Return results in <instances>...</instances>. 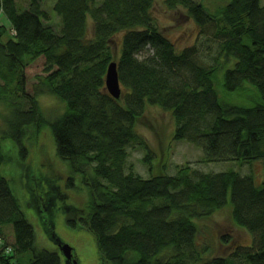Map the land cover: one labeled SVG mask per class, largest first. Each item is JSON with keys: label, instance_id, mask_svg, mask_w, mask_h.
<instances>
[{"label": "trees", "instance_id": "trees-1", "mask_svg": "<svg viewBox=\"0 0 264 264\" xmlns=\"http://www.w3.org/2000/svg\"><path fill=\"white\" fill-rule=\"evenodd\" d=\"M43 1L30 0L23 8L18 0H0V16L14 31L9 35L8 27L0 24V121L5 136L24 154L26 139L45 121L39 97L53 95L65 103V112L50 124L54 155L66 161L73 174L90 173L85 208L65 206L68 225L93 234L101 264H190L193 258L186 253L196 245V220L223 209L230 193L233 219L253 235L252 245H237L230 255L203 264H239L237 259L241 264H264V180L258 183L254 176L235 170L197 172L194 177L190 165L171 175L166 163L160 174L148 178L125 172L129 146L146 149L148 163L153 157L139 130L149 106L172 114L174 139L200 147L204 162L260 160L264 168L261 0H230L215 11L204 0H56L59 31L47 22ZM158 2L169 11L184 8L200 33L218 40V53L202 62L198 43L178 48L157 24ZM147 47L153 54L140 58ZM41 56L44 73L37 75L30 92L27 67ZM112 61L118 63L123 89L119 99L106 88ZM249 87L259 93L252 105H231L219 98L221 88L238 92ZM6 159L0 143V166ZM74 179L72 175L68 187ZM26 185L56 242L57 204L69 194L56 185L46 191L34 175ZM0 225H11L14 234L13 244L0 236L5 241L2 264H18L12 260L27 251L33 252L29 264L65 262L58 250L37 247L35 228L1 174ZM221 240L230 243L226 236Z\"/></svg>", "mask_w": 264, "mask_h": 264}, {"label": "rangeland", "instance_id": "rangeland-1", "mask_svg": "<svg viewBox=\"0 0 264 264\" xmlns=\"http://www.w3.org/2000/svg\"><path fill=\"white\" fill-rule=\"evenodd\" d=\"M55 1L45 0L42 6L48 12L49 19L47 22L51 23L59 31L61 19L54 10ZM204 1L211 11H215L218 6L230 0ZM29 2L30 0H18L19 6L23 8L28 7ZM261 6H264V0H261ZM154 15L157 18V24L171 37L178 48L198 43L201 46L202 62L209 61L205 56H214L218 53V49L220 48L218 40L200 33V28L187 15L184 8L179 7L174 11H169L161 2H158ZM0 24L8 27L9 35L13 34L14 31L10 22L4 15L0 16ZM211 52L212 54H210ZM152 54L153 50L147 47L139 53V57L144 58ZM44 65L45 58L41 56L27 67V86L30 92L34 91V84L38 81L37 75L44 73ZM218 94L222 102L236 106L252 105L259 95V93L256 94L254 87H249L245 91L238 92H229L221 88L218 90ZM39 100L43 107L45 121L39 131L36 132L34 130L31 138L26 139L28 146L27 153L21 154L14 140L5 136V123L0 121V130L2 129L0 131V143L3 153L7 157L6 161L0 166V174L8 178L14 195L20 201L23 213L34 226L37 247L50 251L58 250L61 255L63 253L58 244L50 238L46 231L48 226L42 222L40 211L30 201V193L26 184L30 175H34L42 180L48 192H50V185H56L61 187V189H65L69 194V198L59 199L57 204L59 209L55 212L56 232L64 242L74 247L81 264H101L93 234L87 230L72 228L67 222L70 213L65 210V206L75 205L85 208L83 205L85 200L88 199L85 179H89L90 173L87 172L85 175L81 172L73 174L69 164L54 155L55 145L50 124L65 112L66 105L62 100L53 95H42L39 97ZM144 119H146L145 126L139 124V130L147 139V143L153 151V157H151V162L148 163L145 160L146 149L140 145L129 146L125 172L132 170L144 178H148L152 173L160 174L162 171V167L160 168V166L166 163V173L171 175L176 174L180 167L190 165L193 168L194 177L198 174L197 172L235 170L243 176H254L258 183L264 180V168L260 160L251 162V164H241L237 161L204 162L203 151L200 147L186 140L174 139L173 134L176 124L171 113L163 111L156 106H149L143 117ZM6 130H10L8 123ZM1 136L5 137L1 138ZM86 168L88 171L91 170L90 165L89 168L86 165ZM72 175L75 177L74 185L68 187V180ZM228 198V203L223 209L215 212L212 217L196 220L200 224L196 245L186 253L187 257L191 256L193 258V261H188L190 264H203V262L212 257L230 255L237 245H252L253 235L246 228L236 224L232 216L233 206L230 193ZM44 210L47 214V210ZM0 227L2 228L0 236H4L7 243L13 244L14 234L12 226L0 225ZM222 236L229 238L230 243L224 244L221 240ZM32 257L33 252L27 251L20 256H15L12 261H17L18 264H29ZM240 261L236 260V262L241 264ZM0 264L2 263L0 262ZM63 264H65L64 261Z\"/></svg>", "mask_w": 264, "mask_h": 264}, {"label": "water", "instance_id": "water-1", "mask_svg": "<svg viewBox=\"0 0 264 264\" xmlns=\"http://www.w3.org/2000/svg\"><path fill=\"white\" fill-rule=\"evenodd\" d=\"M106 88L114 98H121L123 89L119 77L117 61H112L108 66L106 74ZM56 243L63 253L66 263L70 261L72 264H79L78 261L74 259L76 254L74 247H72L69 243L64 242V240H62L59 236H57Z\"/></svg>", "mask_w": 264, "mask_h": 264}, {"label": "built area", "instance_id": "built-area-1", "mask_svg": "<svg viewBox=\"0 0 264 264\" xmlns=\"http://www.w3.org/2000/svg\"><path fill=\"white\" fill-rule=\"evenodd\" d=\"M4 244H5V241L0 237V248H2ZM6 248H7V251L11 250L10 246H6Z\"/></svg>", "mask_w": 264, "mask_h": 264}, {"label": "flooded vegetation", "instance_id": "flooded-vegetation-1", "mask_svg": "<svg viewBox=\"0 0 264 264\" xmlns=\"http://www.w3.org/2000/svg\"><path fill=\"white\" fill-rule=\"evenodd\" d=\"M63 257H64V256H63ZM74 259H76V260L78 261V263L81 264V263H80V260H79V256H78L77 254H75ZM64 260H65V264H72V262H70V261L66 263V259H65V257H64Z\"/></svg>", "mask_w": 264, "mask_h": 264}, {"label": "bare ground", "instance_id": "bare-ground-1", "mask_svg": "<svg viewBox=\"0 0 264 264\" xmlns=\"http://www.w3.org/2000/svg\"><path fill=\"white\" fill-rule=\"evenodd\" d=\"M203 151V150H202Z\"/></svg>", "mask_w": 264, "mask_h": 264}]
</instances>
